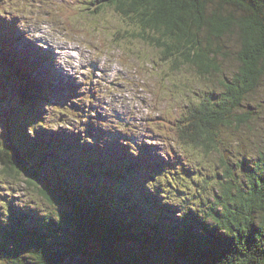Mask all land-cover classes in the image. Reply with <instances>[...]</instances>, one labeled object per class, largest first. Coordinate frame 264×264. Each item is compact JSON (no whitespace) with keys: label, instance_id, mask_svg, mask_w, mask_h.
<instances>
[{"label":"trees","instance_id":"obj_1","mask_svg":"<svg viewBox=\"0 0 264 264\" xmlns=\"http://www.w3.org/2000/svg\"><path fill=\"white\" fill-rule=\"evenodd\" d=\"M103 4L122 16L129 27L125 33L131 39L138 37L149 45L155 44L162 49L164 60L190 63L201 71H218L216 56L211 49H205L208 42L201 35L218 40L232 31L237 34V74L221 83L218 100L208 99L199 107H189L180 116L187 118L185 125H179L176 133L171 132L177 146L202 148L205 152L214 147L221 128L232 124L242 100L255 91L264 76V0H104ZM10 62L12 74L16 72L26 80L21 87L23 80L18 78L17 91L12 86L8 90L16 94L14 100L19 105L11 113L23 111L21 104L38 109L35 98H40L41 88L32 89L29 79L32 66L38 63L24 66L21 58ZM6 73L11 75L4 65L0 73L4 78L0 107L8 106L4 98ZM5 120L8 122L7 117ZM9 123L15 136L3 140L6 135L0 132V186L4 194L10 196L11 188L22 181L35 199L61 213L59 219L37 222L29 212L30 205H20V201L16 205L0 192V264H163V253L168 255H164L165 259H171L165 264H264V154L244 184L236 181L226 164L224 181L211 190L209 181L200 178L199 171L187 169L180 158H176L180 167L177 169L171 161L154 162L141 154L129 157L123 146H119L124 148L120 150L112 144L113 152H108L110 144L103 149L93 147L92 151L87 146L91 153L84 159L80 152L76 153L78 162L71 166L83 177L94 180L104 176L121 181L134 168H156L159 177L155 184L149 181L140 191L128 192L119 186L112 191L105 184L99 189L96 183L92 186L95 191L89 188L81 192L70 186L64 188L63 182L43 183L44 170L35 164V157L36 161H49L47 156H37L28 148L30 144L26 145L27 136L21 133L28 125ZM57 140L50 138L36 144L43 143L42 150L46 146L56 148ZM83 149L85 146H80L85 154ZM116 155L119 157L115 164L107 168ZM101 156L108 158L104 166L96 161ZM103 160L100 159L101 164ZM62 162L60 167L67 170L66 162ZM193 185L197 189L189 195L188 188ZM170 189L179 196L177 204L168 200ZM131 193L132 198H124ZM113 199L117 202L114 208ZM148 207H152L151 218L142 213ZM168 208H175L177 219L163 218ZM137 244L146 251L131 248Z\"/></svg>","mask_w":264,"mask_h":264},{"label":"rangeland","instance_id":"obj_2","mask_svg":"<svg viewBox=\"0 0 264 264\" xmlns=\"http://www.w3.org/2000/svg\"><path fill=\"white\" fill-rule=\"evenodd\" d=\"M103 1L0 0V20L12 24V27L0 28V38L7 41L10 34L14 41L10 53L27 49V62L39 63L29 79L31 88L36 90L39 87L40 95L43 94L33 119L31 114L22 111L11 113V109L18 107L13 101L4 109V118L29 122L28 129L36 123L47 124L48 127L40 126H46L48 134L55 132L58 139L57 145L54 144L56 148L45 147L50 153L49 161L46 158L36 161L35 157V164L44 170L43 183L63 182L64 188L70 186L81 192L89 188L95 191L92 186L97 183L99 189L105 184L112 191L119 186L134 192L140 191L150 179L158 180L156 168H134L126 176L122 173L121 181H113L104 176L94 180L86 178L71 167L78 162L75 153L80 152L84 159L93 147L103 149L110 144L108 152H113V144L117 149L125 148L129 157L137 158L141 154L154 162L171 161L176 163L177 169L180 167L176 158H180L187 169L199 171L200 178L209 181L211 190L224 181L226 164L236 181L244 184L252 167L264 154V76L255 91L244 97L232 124L221 128L217 144L210 150L205 152L202 148L177 146L175 136L170 134L179 125H185L187 118L180 116L185 115L189 107H199L208 99L218 100L222 93L221 83L237 74V34L232 31L218 40L201 35L208 42L205 49H211L216 56L218 68L211 73L201 71L190 63H173L170 58L164 60L162 49L155 44L149 45L136 36L131 39L122 16L112 7H105ZM4 58L9 63L0 47V62ZM2 64L5 65V61ZM3 68L0 65V73ZM6 75V84L10 85L9 89L12 86L14 92L17 91L15 80L18 78L23 80L21 87L25 86V78L18 77L16 72ZM41 135L39 133V138L35 139L29 134L35 143L40 142ZM25 143L31 144V137ZM30 146L40 149L39 144ZM80 146H85V154L80 151ZM66 157L72 158L70 163H65L69 172L60 167ZM118 157H113L107 168L115 164ZM100 159H104L102 164ZM107 160L103 156L96 159L100 166H104ZM17 183L19 185L11 188L10 196L4 194V188L0 186L4 199H11L16 205L19 201L30 205L29 212L37 222L59 219L61 210L35 199L24 182ZM195 189L194 185L188 188V194H194ZM168 193V200L177 204L178 194L172 189ZM132 196L131 193L124 198L129 200ZM113 200L114 208L117 202ZM144 210L141 212L151 218L152 207ZM162 216L165 220L178 218L175 208H168ZM56 236L61 239L58 234ZM131 248L146 251L139 244L131 245ZM150 254L156 255L154 250ZM164 255L168 256L162 254L163 264L169 263L171 259H165ZM1 263L9 264L7 261Z\"/></svg>","mask_w":264,"mask_h":264},{"label":"bare ground","instance_id":"obj_3","mask_svg":"<svg viewBox=\"0 0 264 264\" xmlns=\"http://www.w3.org/2000/svg\"><path fill=\"white\" fill-rule=\"evenodd\" d=\"M12 24H8V23H6L5 21H3V20H0V28L3 30L4 29V27H12L11 26ZM8 40L7 41H5L6 39H4V38H0V47H1V50L3 51V53H4V55H5V57L7 58V55L5 54V50H6V52H7V54H8V57L10 58V60L11 61H13L14 60V62L17 60L16 58H17V55H19V57L21 58L22 57V55H23V53H26L27 54V56H28V52H27V49H24V51L23 50H21V49H18L17 50V52H15V53H10V49L11 50H13V46H14V41L13 40H11L10 39V37H11V35L10 34H8ZM62 49H65V48H62ZM51 52H52V50H51ZM52 54V53H51ZM7 60L9 61V63L8 62H5V66H6V68L8 69V71L10 72V74L12 75V70H11V65H10V60L7 58ZM39 64V63H38ZM38 66V65H37ZM35 69V67L34 66H32V69ZM33 69V70H34ZM61 73H58V75H60ZM0 78H1V81H0V86L1 85H3L4 83V78H3V76H1L0 75ZM44 114V113H43ZM64 116V115H63ZM33 119V118H32ZM24 120H26V119H24ZM38 120V119H37ZM65 121V120H64ZM29 123V122H28ZM33 124V123H32ZM36 124H38V123H36ZM41 124H43V125H46L47 126V124H44V123H41ZM46 126L44 127V129L46 130ZM43 127V126H42ZM48 127V126H47ZM48 130V129H47ZM175 131V130H174ZM26 132L25 131H22V133L21 134H24V135H26L25 134ZM176 133V132H175ZM30 135H33L34 136V138L35 139H37L38 137H39V129H33L32 131H31V133H30ZM176 139V138H175ZM179 162V161H178ZM188 162V161H187ZM162 164V163H161ZM188 164V163H187ZM18 188V187H17ZM26 188V187H25ZM30 193V192H29ZM20 198V197H19ZM20 200V199H19ZM22 203V202H21ZM201 207V206H200ZM207 208V207H206ZM200 209H202V208H200ZM161 223V222H160Z\"/></svg>","mask_w":264,"mask_h":264}]
</instances>
